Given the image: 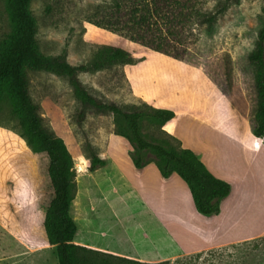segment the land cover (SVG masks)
<instances>
[{
    "label": "rangeland",
    "instance_id": "374dc122",
    "mask_svg": "<svg viewBox=\"0 0 264 264\" xmlns=\"http://www.w3.org/2000/svg\"><path fill=\"white\" fill-rule=\"evenodd\" d=\"M219 1L222 0H194L193 7L214 13ZM6 3L7 0H0V44L8 40L10 31ZM147 5L152 12L153 5L147 0H28L27 9L36 26L37 50L43 56L64 55L68 64L79 67L113 40L131 52L129 63H117L96 72L78 71L79 80L103 101L126 112L147 105L189 113L250 141L256 128L257 70L247 57L261 25L264 0L229 4L210 25L183 21L181 16L175 24L159 20L160 30H156L157 24L150 21L160 42L165 38L169 42L163 45L164 51L153 49L156 37L140 20ZM185 12H191V0ZM147 37L155 40V45L149 44ZM22 73L30 98L40 105V115L71 154L76 173L73 217L86 218V209L92 217L105 212L101 224L90 229L91 238L145 253L164 255L182 249L181 254L165 259L169 264H264L261 157L248 164L246 150L238 153L236 145L226 137L216 140L203 134L201 138L189 124L183 128L187 147L203 146L204 143H196L200 137L211 144L208 157L218 171L234 172L230 181L223 178L231 187L221 203L224 223L219 227L220 217L197 213L192 200L187 206L174 185H180L186 194L188 189L176 175L169 186L170 195L157 197L158 205L149 203L148 211L124 193V187L138 186L134 173H139L134 167L132 172L124 156H116L122 152L131 158L134 151L117 134L127 131L122 118L86 108L78 126L73 123L78 104L64 79L27 64ZM173 122L161 126L143 120L139 132L147 141L180 148L181 142L173 136ZM20 131V114L9 94L0 103V264H58L56 248L48 243L43 227L45 209L53 195L47 156L33 152L19 136ZM86 137L102 157L118 159L114 162V181L122 183L117 190L120 197L111 196L107 209L105 202L92 193L98 174L91 176L85 170L81 143ZM261 147L264 136L254 150ZM145 158L147 164L154 163L152 154ZM210 223L213 224L207 226ZM123 228H129L128 232L124 233ZM79 229L85 235L80 223Z\"/></svg>",
    "mask_w": 264,
    "mask_h": 264
},
{
    "label": "trees",
    "instance_id": "16d2710c",
    "mask_svg": "<svg viewBox=\"0 0 264 264\" xmlns=\"http://www.w3.org/2000/svg\"><path fill=\"white\" fill-rule=\"evenodd\" d=\"M188 1L190 0H147V3L153 5L152 12L147 5V9H143L144 13L140 16V20L147 24L152 35L156 37L152 30L153 26L149 25L150 21L155 24L159 23V20L165 24H175L182 16L183 21L189 19L191 23L210 25L229 4L238 2V0L219 1L213 13L201 12L194 8V0H191V12H185ZM27 7L28 0H7L6 3L10 31L8 40L0 44V103L9 94L14 97L20 114L19 136L33 152H43L47 156V172L53 195L45 209L43 227L48 243L56 248L58 264H169L168 260L143 263L73 243L77 231L76 223L70 214L71 202L76 192L73 160L63 140L54 133L40 115V105L30 98L22 67L27 64L32 68L53 73L67 82L78 104L77 111L74 113V124L81 126L86 108L121 117L126 123L127 131L117 134L124 137L134 148L131 160L135 169L139 170L145 166L148 162L145 155L152 154L151 161L155 163L163 178L167 179L171 174L176 173L185 182L197 213L218 214L221 200L230 193V184L215 177L194 151L150 142L142 137L139 125L143 120H150L163 126L177 116L174 109L152 108L146 105L126 112L115 104L105 102L92 94L90 89L79 80L77 74L79 70L96 72L117 63L131 62L132 54L124 48L122 43L116 40L111 41L97 50L90 62L79 67L68 64L64 55L43 56L38 52L35 44L36 26ZM156 30H160L158 24ZM170 34L173 35L171 32ZM155 39L156 45L155 40L152 41L147 37L148 43L155 45L153 46L155 51H164L163 45L166 43L169 45L166 38L161 42L160 36ZM247 59L257 70L256 128L250 144L251 148H255L264 136V7L254 48ZM81 147H83L88 172L91 173L106 165V161L99 156L100 152L91 145L87 137L83 138Z\"/></svg>",
    "mask_w": 264,
    "mask_h": 264
},
{
    "label": "crops",
    "instance_id": "0c3cea01",
    "mask_svg": "<svg viewBox=\"0 0 264 264\" xmlns=\"http://www.w3.org/2000/svg\"><path fill=\"white\" fill-rule=\"evenodd\" d=\"M172 121H174L173 122V131H172L173 136L178 140V142H181V146H182L181 148L189 149L187 147V144L185 143L183 128L185 126H188L189 124H191V128H195L198 131V134L199 135L201 134L200 135L201 138H203V134L205 136H209V138L214 137V139H216V140L217 139L222 140V137H226L236 145L235 149L237 150L238 153H240L241 150H246L248 152V156L246 157V161L248 164L249 163L253 164L256 159L260 160V157L262 160H264V147H261L257 150H254V148L250 147V144L252 143L253 135L250 136V141H249L247 138H243L242 136L240 137L238 135H235L232 132H228V131H225L219 127H215L216 125H210L200 118L191 116V114H189V113L179 114L177 112V116ZM172 121H170V122H172ZM200 137L196 138L197 139L196 143L197 144L204 143V145L203 146H196V148L192 147V149L195 150L194 152L196 153L199 160L205 165V167L215 177H217L221 180H223V178H224L227 181H230V179H232L235 176L233 174L234 172H231V171L225 172L224 171L221 173L220 171H218L217 167L213 165L214 162L208 157L209 150L211 149V144H208L207 142H205V140H201ZM122 138H124V137H122ZM124 140H126V139L124 138ZM192 149H190V150H192ZM99 156H100V158H102L106 161V165L104 167L96 169L95 171H93L91 173L89 172V175L92 176L94 174L95 175L98 174L97 176H95V181H93V183H92L93 184L92 193L94 194V196H96V198L98 200L105 202L106 209H107L108 208L107 202H110L112 197L116 198L119 195L117 193V190L121 188L122 183H120L119 180L114 181V175H115L114 173L116 170V169H114L115 164H116V163L114 164V162H118V159L115 160L114 159L115 157H112V158H109V160H108L107 158L102 157L100 154H99ZM116 156H117V158L119 156H124L123 158H125L131 164V168H132V172H133L134 166H133L132 160L126 153L118 152L116 154ZM211 165H212V167H211ZM85 170H87L86 167H85ZM135 170H137V169H135ZM137 171H138L139 175L135 174L134 172L133 173L139 180L138 186H136L135 188H132L130 186H128V187L126 186V187H124L125 188L124 193L125 194L128 193L129 196L132 197L131 198L132 200H135L137 202V204L141 205V207L143 209H146L149 211V206H150L149 203L157 206L158 205L156 203L157 197L164 198V196L166 197L168 194L170 195V192L172 189L171 187H169L171 185V180L174 178V175H176V176H178V175L176 173H173V174H171V176L169 178H167V179L163 178L160 175L159 170H158L157 166L155 165V163H148ZM179 179H181V178L179 177ZM223 181H225V180H223ZM172 184H174V183H172ZM184 184H185V182H184ZM155 186H157V187H155ZM186 187H187V185H186ZM174 189H176L175 191L179 194L180 199L181 198L183 199V197H184V200L186 201V204L188 206L189 201L192 200L188 187H187V189H188L187 193L188 194H186V192L182 191L181 186L178 184L174 185ZM119 197H120V195H119ZM222 200H221L220 205H219V213L214 215V217H213L214 219H217L220 217V220L218 222L219 227H221L224 223V221H223L224 218H222V216H221ZM192 204H193V201H192ZM71 207H70V214H71V216H72V218L75 221L76 226H77V231H76V234L73 238V243H75L77 245H81V246H84L86 248L98 250L100 252H104V253H108V254H112L115 256L124 257V258H128V259H132V260H136V261L143 262V263L160 262V261H163L165 259H169V257H171V256L179 255L183 252L182 249L176 248L173 251H171L170 253L164 254V255L160 254L158 252L157 253H154V252L145 253L143 251H140L139 249H138V251H136V250L130 251V250L121 248V246H115V245H111V244L106 243V242L97 241L96 239L91 238V236L89 235L91 232H89V231L92 227H95V226L97 227V225L101 224L102 218L105 215L104 214L105 212H103V213L99 212V214L93 215V217H92L89 214L90 211L88 209H86L87 212H86V214L85 213L84 214L88 215V216H86V218H84V217L79 218V220H78L76 217H73ZM193 207H194V205H193ZM171 210H172V212H175L174 208H171ZM84 214L82 213V215H84ZM112 215H113V217H115L113 212H112ZM149 216L151 217L150 214H149ZM96 217H97V219H96ZM90 218L91 219L95 218V219L93 220V222H90V220H91ZM96 221H97V223H96ZM79 223L84 226V229L86 230L85 235L80 232ZM212 224L213 223H210L209 225L206 224V225L211 226ZM95 228H94V230H92L93 233L96 232ZM100 228H101V230H103L102 226ZM128 229L129 228H123L124 233L128 232ZM104 232H102V233H104ZM145 238L147 239L148 237H145ZM207 246H210V245H207ZM204 247H206V246H204Z\"/></svg>",
    "mask_w": 264,
    "mask_h": 264
}]
</instances>
